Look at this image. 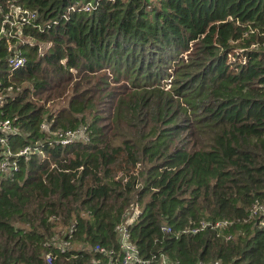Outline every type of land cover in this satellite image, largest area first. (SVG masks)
<instances>
[{
	"label": "trees",
	"instance_id": "16d2710c",
	"mask_svg": "<svg viewBox=\"0 0 264 264\" xmlns=\"http://www.w3.org/2000/svg\"><path fill=\"white\" fill-rule=\"evenodd\" d=\"M12 8L32 17L22 67L0 38V264H104L119 225L145 264H264V0Z\"/></svg>",
	"mask_w": 264,
	"mask_h": 264
},
{
	"label": "built area",
	"instance_id": "2783aa9c",
	"mask_svg": "<svg viewBox=\"0 0 264 264\" xmlns=\"http://www.w3.org/2000/svg\"><path fill=\"white\" fill-rule=\"evenodd\" d=\"M115 0H108V2L112 3ZM90 9V5L87 4L83 7L84 11H88ZM20 12H24L20 10L19 8H12L10 9L5 15L2 16L0 20V38H3L4 41L7 43L6 51L8 52V56L6 57V66L9 70H15L23 66L24 59L21 57V54L19 50L17 49L20 45L21 37H19V28L22 25V22H25L27 19H29V16L27 14V19L23 21L20 16L17 14ZM12 40H16L15 44L13 45L11 43ZM5 100L4 94L0 91V107L2 102ZM48 128V127H47ZM40 129H45V125L42 123L40 125ZM11 131L10 129V122L8 120H0V134H7ZM60 138V144H68L75 140V136L73 134H65V137L63 139ZM0 144H2V140L0 139ZM28 149H24L22 152L19 153V155L27 156ZM7 161L3 162L0 166V169L3 171H9L11 172L15 171V165L12 164L10 167H7ZM12 166V167H11ZM257 212H262L264 214V208L262 206H259L258 204H254L251 208V214L254 215ZM217 226V225H215ZM205 226L200 225L199 228H195L190 230V233L195 234L201 229H203ZM160 231L163 234L170 233V228L166 226H161ZM116 238L118 242L119 252L115 255V259L111 260L108 259L104 264H145L139 256L138 251L134 244L129 241V234L125 226L119 225L116 228ZM100 253H103L104 251L101 249L99 250ZM110 253H108L109 255ZM48 261V258H46ZM162 264H165L164 260L162 259ZM211 264H220L219 262H213Z\"/></svg>",
	"mask_w": 264,
	"mask_h": 264
},
{
	"label": "rangeland",
	"instance_id": "374dc122",
	"mask_svg": "<svg viewBox=\"0 0 264 264\" xmlns=\"http://www.w3.org/2000/svg\"><path fill=\"white\" fill-rule=\"evenodd\" d=\"M27 39H22L21 38V40H20V46H22V45H24V44H27ZM48 48V46L47 45H39V49H38V55L39 56H41L44 52H45V50ZM21 51V53H24V51L23 50H20ZM165 89H167V86H166V88ZM10 95H12L11 93H9ZM49 104H47L46 105V108H48V109H51V108H53V107H51V106H49ZM43 124L45 125V129H43V130H41V131H43L45 134H48V135H50L49 133H48V131H47V126H48V124L46 123V121H43ZM51 137H53V136H51ZM54 139H56L55 137H53ZM82 138V134H81V132H79V135H77V138H75L76 140L78 139H81ZM6 161V160H5ZM135 213H136V211H131V214H130V212H129V214H130V219H132L133 218V216L135 215Z\"/></svg>",
	"mask_w": 264,
	"mask_h": 264
},
{
	"label": "water",
	"instance_id": "95a60500",
	"mask_svg": "<svg viewBox=\"0 0 264 264\" xmlns=\"http://www.w3.org/2000/svg\"><path fill=\"white\" fill-rule=\"evenodd\" d=\"M17 15L20 16L23 21H25L27 19V13L26 12H20Z\"/></svg>",
	"mask_w": 264,
	"mask_h": 264
}]
</instances>
